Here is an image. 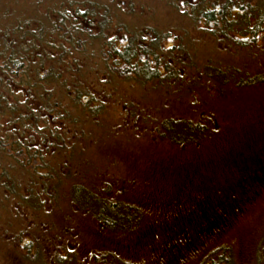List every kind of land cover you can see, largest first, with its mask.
Masks as SVG:
<instances>
[{"label": "rangeland", "instance_id": "rangeland-1", "mask_svg": "<svg viewBox=\"0 0 264 264\" xmlns=\"http://www.w3.org/2000/svg\"><path fill=\"white\" fill-rule=\"evenodd\" d=\"M98 1L113 6L117 11L110 13L130 30L122 43L146 30L167 35L170 69L159 81L124 76L123 64L105 63L103 39L86 40L87 50L76 52L67 39L47 33L45 69L64 73L69 87L87 89L104 110L92 116L67 95L65 83H42L55 107L54 117L47 118L50 129L59 130L66 144L58 136L55 143L45 141L48 131L36 134L44 166L9 146L0 151V170L13 180L10 195L0 188V264H201L221 246L231 250L233 264H264V192H257L260 180L250 190L251 175L245 176L250 158L257 161L252 171L258 168L256 158H264V86L220 89L208 71L261 72L264 41L240 48L211 35L192 18L185 0ZM114 31L107 32L113 36ZM40 50L39 57L46 54ZM167 77L176 82L167 83ZM22 95L31 109L42 111L43 93ZM169 117L204 123L216 134L197 146H176L157 133ZM15 129L1 124L0 137ZM35 169L44 181L28 193L23 183ZM74 184L112 201L141 204L142 225L127 234L105 230L92 211L73 205ZM226 203L234 221L229 230L218 241L197 236L201 220H209L204 209L211 204L218 224L222 212L216 207Z\"/></svg>", "mask_w": 264, "mask_h": 264}, {"label": "trees", "instance_id": "trees-1", "mask_svg": "<svg viewBox=\"0 0 264 264\" xmlns=\"http://www.w3.org/2000/svg\"><path fill=\"white\" fill-rule=\"evenodd\" d=\"M195 1L185 0L186 9L190 11V15L197 23L207 26L205 29L210 31L211 35L221 36L240 48L264 41V0ZM112 2L115 3V1ZM111 10L117 11L113 10V6L108 9L105 3L101 4L98 0H0V125L16 127L15 131L9 133V136L0 137V151H3L5 146H9L14 152L17 151L15 153L27 154L31 160L30 163L40 161L44 166L45 156L37 151L35 135L48 131L49 137L45 135V141L50 143L52 139L55 143L53 140L58 136V141L62 145L66 144L59 130L50 129L53 123L47 118L54 117L55 107L49 103L46 95L50 92L45 91L42 83L43 85L45 83H65L67 95L71 96L74 103L80 104L82 109L91 112L92 116H99L104 110L103 103L91 93L87 94V89L74 90L76 86L69 87L66 84L64 73L61 74L60 71L56 73L52 67L48 68L49 71L45 69V62L49 58L46 53L47 47L44 44L47 43L48 32L54 31L56 35L67 39L70 48L76 52L80 49L87 50L86 40L95 42L103 39V42H106V49L103 50L107 52L105 63L107 65L114 62H119L117 65L123 64L125 67L124 71L121 70L123 71L121 75H134L139 77L138 80L143 77L148 81L164 79L162 78L164 71L168 72L170 69L166 56L171 57V55L167 51L172 54V47L167 46L171 44L165 42L167 35L153 36L146 30L145 33H134L133 37L123 40L124 43H122L121 36L125 39L130 30L125 23L116 21V15L111 14ZM210 27H213L214 31L210 30ZM111 28L118 32L119 38L116 35L117 32L113 34L116 37L109 36L108 32ZM33 31H38V33L35 35ZM93 31L98 32L93 34ZM81 36L83 41L78 40ZM29 37L33 38L27 42ZM156 37L162 40L157 41ZM168 39L167 41H170V38ZM147 44L150 46L147 47ZM40 47L46 54L42 53L39 57ZM63 51L65 52V49ZM114 65L112 67H115ZM208 71L211 73L209 77L219 84L220 89L224 88L223 86L227 88V85H232L233 88H230L232 90L234 87L242 90L245 87L264 86V68L261 72L252 75L246 74V71L241 69H235L230 76L227 71H221V68L218 71L212 69ZM168 79L176 82L175 77H167V83L170 82ZM25 90L29 91V94L37 90L43 93L44 97H40L45 98V101L42 100L41 103L42 111L39 109L35 112L31 109L29 101L23 100L22 92ZM56 107L60 108L59 105ZM214 131L211 126L201 122L169 117L161 123L157 133L162 139L176 146L192 147L214 137L216 134ZM22 150L23 152H20ZM256 159L258 168L252 171L254 165L251 164L257 161L255 159L251 161L250 158L247 163L250 169L249 172H245V176L251 175V178L247 180L250 190H254L257 186L255 183L260 180L261 185L257 192L261 194L264 192V158ZM2 166L0 165V169ZM43 170L49 174L54 172L48 166H45ZM39 173L38 169H35L32 175L27 174V181L23 183V187L28 193L35 190L37 182L42 186L44 178H39L41 175ZM0 174V188L5 194L10 195L9 184L13 180L4 169L0 170ZM49 174L45 177L48 178ZM20 197L22 200L28 199L25 194H20ZM71 200L77 209L92 211L96 222L109 232L132 233L142 225L138 213L141 204L131 201L126 203L112 201L106 196L98 195L94 190L85 189L76 184L71 193ZM203 206L205 208V204ZM209 206L210 208L204 209L205 215H209V220L202 219L201 225L197 227L201 232L197 229L196 233L201 239L213 237L218 241L234 221L231 219L232 214L227 211V203L216 207L219 212H222V218H218V224L211 204ZM201 239L198 238L199 241ZM174 245L173 242L171 246ZM231 255L229 248L221 246L207 255L201 264H233ZM59 258L61 259L62 256ZM164 262H167V259Z\"/></svg>", "mask_w": 264, "mask_h": 264}, {"label": "flooded vegetation", "instance_id": "flooded-vegetation-1", "mask_svg": "<svg viewBox=\"0 0 264 264\" xmlns=\"http://www.w3.org/2000/svg\"><path fill=\"white\" fill-rule=\"evenodd\" d=\"M118 33V32H117Z\"/></svg>", "mask_w": 264, "mask_h": 264}]
</instances>
